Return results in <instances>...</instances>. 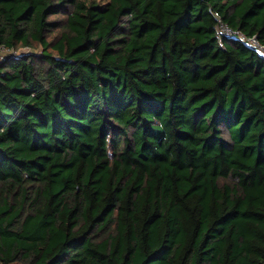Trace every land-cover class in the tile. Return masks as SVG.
Masks as SVG:
<instances>
[{"label":"trees","instance_id":"1","mask_svg":"<svg viewBox=\"0 0 264 264\" xmlns=\"http://www.w3.org/2000/svg\"><path fill=\"white\" fill-rule=\"evenodd\" d=\"M210 9L264 46V0H0V264H264V54Z\"/></svg>","mask_w":264,"mask_h":264},{"label":"built area","instance_id":"2","mask_svg":"<svg viewBox=\"0 0 264 264\" xmlns=\"http://www.w3.org/2000/svg\"><path fill=\"white\" fill-rule=\"evenodd\" d=\"M211 11H212L214 17L216 18V22H217L216 28H217L218 33L226 35V36L234 37V38L239 39L241 41H246L249 44L256 47L260 53L264 54V46L258 42V40L255 36H246L239 29H234V28L230 27L227 23H225L222 20L221 15L219 14L218 11H215V10H211ZM0 58H1V55H0Z\"/></svg>","mask_w":264,"mask_h":264},{"label":"rangeland","instance_id":"3","mask_svg":"<svg viewBox=\"0 0 264 264\" xmlns=\"http://www.w3.org/2000/svg\"><path fill=\"white\" fill-rule=\"evenodd\" d=\"M28 50V48H24L22 51H27Z\"/></svg>","mask_w":264,"mask_h":264}]
</instances>
